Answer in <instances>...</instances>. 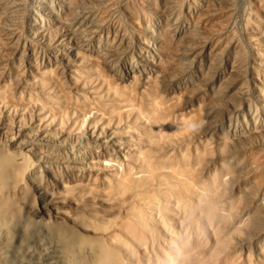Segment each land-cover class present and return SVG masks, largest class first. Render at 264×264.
<instances>
[{
  "label": "rangeland",
  "instance_id": "1",
  "mask_svg": "<svg viewBox=\"0 0 264 264\" xmlns=\"http://www.w3.org/2000/svg\"><path fill=\"white\" fill-rule=\"evenodd\" d=\"M92 1L87 10L105 31L88 43L79 44L71 33L79 40L88 35L83 18L70 9L78 0H67V9L53 4L49 14L40 12L52 38L58 32L57 42L90 58L86 68L97 69L131 95L129 106L115 102L99 79L73 84L69 75L76 73L64 64V48L44 50L41 39L27 31L14 0H0V91L11 102L5 122L33 129L39 117L52 139L61 131L80 136L115 129L141 151L155 116L156 126L168 133L167 142L155 148L162 149L155 158L185 154L201 170L195 186L216 189L221 197L216 214L227 217L216 219V239L205 221L197 220L206 236L203 246L184 236L181 254L175 248L167 261L153 254V264H264V0ZM150 47L157 52L149 57ZM74 53H67L70 59ZM146 84L150 92L143 97ZM89 86H95V97ZM153 99L158 110L148 104ZM23 155L16 198L34 207L42 225L76 224L78 234L101 237L111 246L121 243L131 251L137 249L136 238L154 243L155 252L160 239L170 241L150 224L148 207L139 204L141 194L133 197L136 187L143 189L141 183L128 181L133 188L126 193L110 186L125 169L114 174L96 164L101 153L77 154L80 164H73L64 145L49 141L45 149ZM198 157L201 167L194 164ZM136 207L144 215L141 226L130 215ZM187 210L192 219L199 213L192 203ZM89 224L97 228L83 226Z\"/></svg>",
  "mask_w": 264,
  "mask_h": 264
},
{
  "label": "bare ground",
  "instance_id": "2",
  "mask_svg": "<svg viewBox=\"0 0 264 264\" xmlns=\"http://www.w3.org/2000/svg\"><path fill=\"white\" fill-rule=\"evenodd\" d=\"M92 2V0H78L70 8L73 13L83 18L84 28L88 30V35L84 39L80 36L81 40L71 30L79 44L81 41L88 43L91 39H97L99 34L105 31L104 25L87 10L88 4ZM98 2H102V0H98ZM53 4L60 8L67 9L69 7L67 0H14L13 7L23 12L27 31L31 33L34 40L41 39L42 43L40 44L44 50L54 52V46L64 48L61 51L64 64L70 71L73 70L76 73V76L69 75L73 84L78 82L84 84L86 80L96 79L97 81L99 79L102 87H105L115 102L129 106L128 104L132 101L131 95L125 94L116 86L108 83L97 69L86 68L85 64L91 61L90 58L83 54L80 55L77 48L71 50L70 46H66L65 41L57 42L58 32L54 33L55 39L52 38L48 32L49 22L45 20L42 13L49 14L51 12L49 9ZM0 24H4V21ZM46 35H48V40H45ZM63 38L67 37H60L62 40ZM43 47L41 48L43 49ZM186 47L185 44L181 45V49ZM151 49L153 48L150 47V51ZM69 51H75L72 54L73 59L69 58L67 54ZM147 51L149 57L153 54L156 55L157 52V50L156 52L154 50ZM260 58L264 59V56H260ZM77 71H82V73L78 74ZM147 85H143V89H146ZM89 87L90 96L95 97L96 92H93L95 86ZM149 88L148 85L143 97L149 96ZM9 97L8 94L0 91V107L4 109L0 110V264H153V254L158 260L161 257L162 260L167 261L173 257L175 248H178V253L181 254V243L184 236L195 237V241H198L200 247L203 246L206 236L202 234V226L197 223V220L200 219L205 221L211 231L210 235L216 239L215 221L217 218L224 221L227 217L216 214L217 204L221 197L213 187L195 186L196 177L201 173V170L196 169L185 154L180 157H169L166 160L161 157L155 158L160 156L162 150L159 147L155 151V148L166 143L168 138L165 128L156 126L155 116L148 125L144 148L140 151L139 144L136 146L130 137H122L115 129L107 132L103 129L100 132L93 130L90 134L83 132L80 136H72L61 131L57 138L52 139L45 135L46 131L42 129V119L39 117L38 123L36 121L37 125L33 129L27 128L17 121L6 123L7 119L5 118L9 112L5 109L11 103ZM149 101L148 104L153 110H158L159 107L156 108L155 99ZM49 141L53 145H64L72 155L71 159L68 157L66 159L73 164H80V161L75 158L77 154L94 151L101 153V157H98L101 160H99L100 162L96 161V164L107 165L110 169L109 172L117 174L118 169H122L121 171L125 169L122 177L112 178L110 186H115L116 189L126 193L133 188L128 181L141 183L143 189L140 186L136 187L133 197L141 194V197L138 198L139 204L148 207L150 224L158 226L162 235L164 234L170 241L164 237L160 239L157 244L159 251L155 252L154 243L136 238L132 241L138 243L135 246L137 249L131 251L127 245L121 243H114L111 246L110 243H105L101 237L78 234L76 224L64 225L60 228L52 224L42 225L36 221L34 207L20 204L16 198L15 190L18 179L21 177L22 161L28 155L24 154V156L23 152L29 153L39 148L45 149L49 145ZM129 146L132 148L128 153H125L124 148L128 149ZM15 149L18 151H12ZM201 160L198 157L194 160V164H199L201 167ZM132 164H137L138 171ZM217 184H220V181L215 178L213 185L218 186ZM224 185L226 186L228 183ZM142 191L146 193H141ZM190 203L195 204L196 210L199 212L195 219L191 218L193 212L187 210V204ZM136 210H130V215L136 224L141 226L144 215L137 207ZM83 226L91 229L97 228L93 224ZM79 228L85 233H97L87 228ZM130 236L136 237L135 233Z\"/></svg>",
  "mask_w": 264,
  "mask_h": 264
}]
</instances>
